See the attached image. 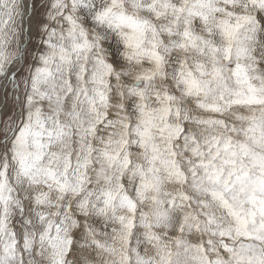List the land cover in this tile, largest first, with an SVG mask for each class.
Returning <instances> with one entry per match:
<instances>
[{"label":"snow or ice","instance_id":"1","mask_svg":"<svg viewBox=\"0 0 264 264\" xmlns=\"http://www.w3.org/2000/svg\"><path fill=\"white\" fill-rule=\"evenodd\" d=\"M0 264H264V0H0Z\"/></svg>","mask_w":264,"mask_h":264}]
</instances>
